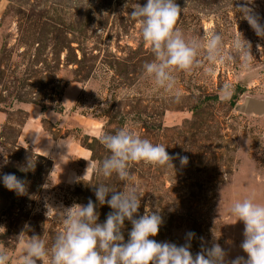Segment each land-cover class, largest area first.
Masks as SVG:
<instances>
[{"label": "rangeland", "instance_id": "obj_1", "mask_svg": "<svg viewBox=\"0 0 264 264\" xmlns=\"http://www.w3.org/2000/svg\"><path fill=\"white\" fill-rule=\"evenodd\" d=\"M176 2L185 8L177 26L186 37L220 32L225 54L233 56L212 66L202 50L198 65L174 73L183 93L178 102L143 73L154 56L130 13L147 0H0V163L8 161L0 175L27 182L23 195L0 183V250L9 264H20L22 241L33 235L51 247L63 228L57 209L91 198L98 222L105 221L113 209L99 204L95 185L122 191L123 182L115 174L97 177L91 168L85 173L89 161L110 155L100 137L122 127L164 145L173 157V165L130 164L144 194L137 218L148 206L164 219L150 238L179 246L194 232V257L219 243L227 260L247 258L240 247L244 222L228 208L246 196L264 202V37L237 8L244 0ZM249 7L264 23V0ZM235 37L252 45L250 68L233 52ZM225 83L233 94L221 100ZM177 154L189 158L187 165ZM29 160L33 168L24 171ZM131 228L126 220L124 242Z\"/></svg>", "mask_w": 264, "mask_h": 264}, {"label": "clouds", "instance_id": "obj_2", "mask_svg": "<svg viewBox=\"0 0 264 264\" xmlns=\"http://www.w3.org/2000/svg\"><path fill=\"white\" fill-rule=\"evenodd\" d=\"M254 0H244L241 10L256 34L264 37V23L249 7ZM130 16L139 21L143 42L149 46L154 59L145 62L143 73L155 86L174 93V100H180L183 93L176 88L177 71H190L200 61L197 57L201 51L204 59L212 66L224 64L233 59L225 54L224 37L220 32H206L201 38H188L177 26L178 18L185 8H181L176 0H147L144 6L133 7ZM233 52L238 56L243 68H250L253 60L252 45L249 41L235 37L232 42ZM209 75L214 74L212 68ZM233 87L225 83L220 89L221 100L230 99ZM41 136L35 133L33 144L40 142ZM101 143L109 150L110 155L97 164L89 161L97 177L111 178L114 174L123 182V190L117 191L108 183H99L95 188L96 200L99 204L107 203L113 211L109 212L105 221L99 223L96 211L97 204L89 198L86 205L73 204L71 207L58 210L57 220L63 225L49 248L45 239L33 235L24 244L20 264H264V202L255 196H246L231 202L228 212L235 221H243L245 225L244 240L240 247L247 253V258L237 256L227 260L225 249L215 243L211 248H204L193 256L190 241L194 232L187 233L188 243L177 245L171 242H158L150 237L158 235L163 216L159 209L152 211L145 206V214L137 218L136 214L144 196L142 188L130 171L132 162H146L166 166L172 159L166 147L141 137L135 131L122 127L114 133H106L100 137ZM57 146H67L62 140H50ZM66 154H63L62 157ZM181 165H187L189 158L177 154ZM8 163L5 156L0 168ZM33 168L31 160L27 171ZM84 175V176H85ZM226 180V177H224ZM80 179V178H78ZM0 183L8 190L23 195L27 190L25 179L15 174L0 175ZM111 193V197L106 199ZM50 208L48 206V212ZM130 221L132 228L128 240L122 229L125 221ZM25 225V228H28ZM26 232H21L22 237ZM0 264H9L7 251L0 250Z\"/></svg>", "mask_w": 264, "mask_h": 264}]
</instances>
